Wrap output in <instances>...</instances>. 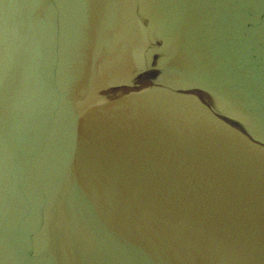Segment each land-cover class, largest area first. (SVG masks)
I'll return each mask as SVG.
<instances>
[{"label":"water","instance_id":"water-1","mask_svg":"<svg viewBox=\"0 0 264 264\" xmlns=\"http://www.w3.org/2000/svg\"><path fill=\"white\" fill-rule=\"evenodd\" d=\"M0 264H264V0H0Z\"/></svg>","mask_w":264,"mask_h":264}]
</instances>
